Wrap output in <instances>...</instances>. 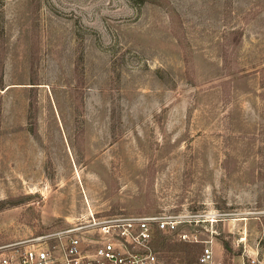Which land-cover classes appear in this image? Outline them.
Segmentation results:
<instances>
[{
    "label": "rangeland",
    "instance_id": "obj_1",
    "mask_svg": "<svg viewBox=\"0 0 264 264\" xmlns=\"http://www.w3.org/2000/svg\"><path fill=\"white\" fill-rule=\"evenodd\" d=\"M90 212L264 264V0H0V248Z\"/></svg>",
    "mask_w": 264,
    "mask_h": 264
},
{
    "label": "built area",
    "instance_id": "obj_2",
    "mask_svg": "<svg viewBox=\"0 0 264 264\" xmlns=\"http://www.w3.org/2000/svg\"><path fill=\"white\" fill-rule=\"evenodd\" d=\"M200 222L198 212L108 216L90 212L52 232V242L41 234L0 248V264H167L157 245L162 233L200 243L195 264H224L216 256L212 239L200 236Z\"/></svg>",
    "mask_w": 264,
    "mask_h": 264
},
{
    "label": "crops",
    "instance_id": "obj_3",
    "mask_svg": "<svg viewBox=\"0 0 264 264\" xmlns=\"http://www.w3.org/2000/svg\"><path fill=\"white\" fill-rule=\"evenodd\" d=\"M218 254V255H217ZM216 256L217 257H222L223 255L219 252H217ZM222 255V256H221ZM237 255H234L230 258V261H228L226 264H244L243 261L241 259L238 260Z\"/></svg>",
    "mask_w": 264,
    "mask_h": 264
},
{
    "label": "trees",
    "instance_id": "obj_4",
    "mask_svg": "<svg viewBox=\"0 0 264 264\" xmlns=\"http://www.w3.org/2000/svg\"><path fill=\"white\" fill-rule=\"evenodd\" d=\"M157 243L160 245V243H161V242H160V239H159V241H158ZM162 245H163V244H162Z\"/></svg>",
    "mask_w": 264,
    "mask_h": 264
}]
</instances>
